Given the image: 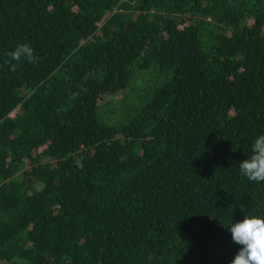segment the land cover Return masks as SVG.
Segmentation results:
<instances>
[{
  "label": "trees",
  "instance_id": "obj_1",
  "mask_svg": "<svg viewBox=\"0 0 264 264\" xmlns=\"http://www.w3.org/2000/svg\"><path fill=\"white\" fill-rule=\"evenodd\" d=\"M261 134L264 0H0V264H229Z\"/></svg>",
  "mask_w": 264,
  "mask_h": 264
},
{
  "label": "clouds",
  "instance_id": "obj_2",
  "mask_svg": "<svg viewBox=\"0 0 264 264\" xmlns=\"http://www.w3.org/2000/svg\"><path fill=\"white\" fill-rule=\"evenodd\" d=\"M7 55L13 72L21 60L35 63L38 59L33 48L26 42L18 43ZM239 169L248 180L264 182V134L253 140L251 153L239 163ZM228 227L232 240L240 245L229 264H264V216L244 215L242 220L231 222Z\"/></svg>",
  "mask_w": 264,
  "mask_h": 264
},
{
  "label": "rangeland",
  "instance_id": "obj_3",
  "mask_svg": "<svg viewBox=\"0 0 264 264\" xmlns=\"http://www.w3.org/2000/svg\"><path fill=\"white\" fill-rule=\"evenodd\" d=\"M144 85H147L149 84L150 82V77L148 78H145L141 80L140 77H138L136 80H135V85H133V87L131 89H129L128 91L126 92H122V93H119L117 95H114V96H108L106 97L105 99V102L106 103H110L112 104V106L115 108V112L110 110L109 113L111 115L112 118H119V115L122 114V112L125 110L124 107H125V101H127V99H132L134 98V96L137 94V93H140L141 92V89H142V86H143V83ZM106 103H103V104H106ZM41 187L40 185L37 186V188Z\"/></svg>",
  "mask_w": 264,
  "mask_h": 264
}]
</instances>
